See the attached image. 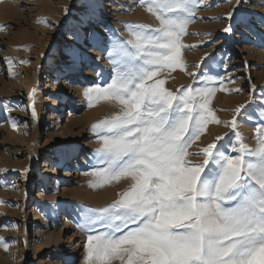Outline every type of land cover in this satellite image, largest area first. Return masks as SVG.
Segmentation results:
<instances>
[{"label": "rangeland", "instance_id": "rangeland-1", "mask_svg": "<svg viewBox=\"0 0 264 264\" xmlns=\"http://www.w3.org/2000/svg\"><path fill=\"white\" fill-rule=\"evenodd\" d=\"M85 2L0 0V238L6 245H0V264H83L88 233L78 227L83 223L81 206L105 207L130 184L122 178L89 186L99 146L92 125L121 106L116 101L89 106L83 93L111 82L108 52L131 39L130 26L154 28L158 21L140 0H87L89 17L78 24ZM229 27L232 31L225 32ZM79 31L73 52L68 36ZM30 37L42 46H36L35 55L30 47H20ZM180 42L185 67L157 69L146 84L164 80L163 87L173 93L189 85L215 89L209 108L219 123L207 124L192 141L188 152L193 155L187 159L203 163L201 149L213 143L236 155L237 132L255 148L257 130L264 126V0H197ZM64 49L71 54L69 62L61 61ZM74 67L72 86L56 92L52 83L61 88ZM53 100H58L55 105ZM241 105L245 107L237 113ZM70 111L78 121L68 128ZM234 118L235 129L230 123ZM68 166L74 174L65 179ZM38 213L41 219L35 222Z\"/></svg>", "mask_w": 264, "mask_h": 264}, {"label": "snow or ice", "instance_id": "snow-or-ice-1", "mask_svg": "<svg viewBox=\"0 0 264 264\" xmlns=\"http://www.w3.org/2000/svg\"><path fill=\"white\" fill-rule=\"evenodd\" d=\"M196 2L140 0L158 26H130L131 39L108 52L111 82L83 93L89 106H121L92 125L99 146L89 186L130 181L111 204L81 206L78 227L88 233L83 264H264V126L255 148L237 132L236 155L213 143L201 149L203 163L193 164L187 159L192 141L209 122L219 123L209 108L215 89L189 85L173 93L164 80L146 84L157 69L185 67L180 41ZM80 11L84 18L76 20L83 24L90 14L87 0ZM230 123L235 129L236 118Z\"/></svg>", "mask_w": 264, "mask_h": 264}, {"label": "bare ground", "instance_id": "bare-ground-1", "mask_svg": "<svg viewBox=\"0 0 264 264\" xmlns=\"http://www.w3.org/2000/svg\"><path fill=\"white\" fill-rule=\"evenodd\" d=\"M57 13H59V12H57ZM38 31V30H37ZM45 32H46V30H45ZM30 36V35H29ZM77 36H79V37H81V32L79 31V32H72L69 36H68V41H67V44H69V45H71V47H72V50H73V52L75 51L74 49L76 48V38H77ZM28 37V36H27ZM33 38H34V36H33ZM32 37H30V39L28 38V40H25L24 41V43H22L21 45H20V47L22 48V49H25L26 47H30V55H35L34 53H35V51H37V48H36V46L37 45H39L38 43L39 42H37L35 39H38V38H35V39H33ZM39 46H41V45H39ZM42 47V46H41ZM39 49V48H38ZM29 50V49H28ZM41 51H42V48H41ZM34 52V53H33ZM40 52V51H39ZM43 52V51H42ZM32 53V54H31ZM37 53V52H36ZM28 56V55H27ZM37 56V55H36ZM45 57V56H44ZM37 59V58H36ZM61 61H63V62H65V61H67V62H69V61H71V54H68V52H66V50L64 49V52H63V54H62V57H61ZM40 62V61H39ZM32 68H34V67H32ZM70 70L72 71V74H71V76H70V78H65V81H64V84H63V86H61V88L60 87H58V84L56 83V81L54 82V83H52V86H53V89H55L56 90V92H59V93H62V88L64 87V86H69V87H71L72 86V82L76 79L75 78V76H74V71L76 70V68L74 67V68H70ZM27 79V78H26ZM28 84V83H27ZM29 86L30 85H28L27 87H28V90H29ZM76 93H79V95L78 96H82V91H80V90H77V92ZM80 96V97H81ZM57 101L58 100H53V101H51V102H53V105H55L56 103H57ZM53 115V114H52ZM96 115V114H95ZM92 116V115H91ZM90 116V117H91ZM93 117V116H92ZM88 119V118H87ZM92 119V118H91ZM88 120H90V119H88ZM78 120H75L74 118H73V112L72 111H70V112H68V114H67V117H66V124H67V126H68V128H71L74 124H75V122H77ZM81 124V123H80ZM65 129H67V128H65ZM68 130H70V129H68ZM67 130V131H68ZM63 148H65L64 146H63ZM65 150V149H64ZM63 150V151H64ZM69 151H67V153H66V155H65V158H66V161L68 162V156H69ZM65 161V162H66ZM74 174V171H73V168H71L70 166H68V167H66V169H65V174L63 175L64 176V178L65 179H69L72 175ZM42 187H43V185H42V183H39V191H38V199H40L41 198V196H42V194H41V192L43 191L42 190ZM39 219H41V216H40V214L38 213V214H36L35 215V222L36 221H38Z\"/></svg>", "mask_w": 264, "mask_h": 264}]
</instances>
